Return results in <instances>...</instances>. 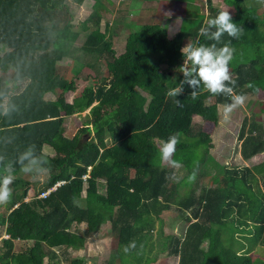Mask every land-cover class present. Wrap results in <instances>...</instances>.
Here are the masks:
<instances>
[{
	"label": "trees",
	"instance_id": "obj_1",
	"mask_svg": "<svg viewBox=\"0 0 264 264\" xmlns=\"http://www.w3.org/2000/svg\"><path fill=\"white\" fill-rule=\"evenodd\" d=\"M174 1L183 3V9L176 11L180 21L173 36L152 12L150 22L128 24L118 52L112 36L127 18L105 21L101 29L102 16L93 8L82 25L74 27L66 0H0V44L9 47L0 54V176L9 166L16 176L11 200L0 209V230L6 236L1 239L0 264H43L45 258L46 264H83L81 257L68 259L65 249L81 248L106 222L123 253L134 264L141 259L147 264L154 260L149 241L153 218L174 204L185 212L188 224L182 239L161 238L159 252L178 256V264H264V255L254 251L258 244L264 248V160L251 168L227 167L210 153L211 139L202 129L203 121L217 122V106L230 103V97L214 96L202 84L195 99L187 85L177 98L166 95L183 79L181 48L188 42L214 43L200 35V29L222 10H229L243 29L238 38L225 33L217 45L230 42L235 49L229 64L235 93L264 91V72L257 69L264 62V0L261 11L245 5L246 0H207V13L194 0ZM65 56L71 60L61 68ZM100 59L105 75L99 71ZM83 66L96 72V90L75 91L72 78L81 76ZM248 83L255 87H246ZM55 87L61 93L45 99ZM68 89L74 92L71 101L64 98ZM252 105L264 112V97ZM88 108L93 119L106 116V129L114 135L115 141L104 149L81 137L90 130L88 115L73 136L64 134V116ZM257 111L237 134L242 159L264 154ZM177 132L180 143L173 159L181 167L174 169L161 162L159 144ZM44 144L56 154L44 155ZM33 146L40 167L49 161L43 165L48 174L43 190L64 182L44 198L26 200L28 184L19 176L18 161ZM194 169L196 178L190 180ZM84 183L80 206L76 200L83 195ZM182 183L188 193L177 201ZM80 223L84 231L76 227ZM13 241L23 243L22 249H13Z\"/></svg>",
	"mask_w": 264,
	"mask_h": 264
},
{
	"label": "rangeland",
	"instance_id": "obj_2",
	"mask_svg": "<svg viewBox=\"0 0 264 264\" xmlns=\"http://www.w3.org/2000/svg\"><path fill=\"white\" fill-rule=\"evenodd\" d=\"M206 1L207 0H194V3L201 5L202 11L207 13ZM66 3L69 6V12L71 14L69 23L74 27H80L85 17L93 8H96L102 16L101 29H103L105 21H111L114 18H120L121 16L127 18L126 24L122 25L117 33L112 36V45L118 52L123 50L125 39L128 35V24L132 22H134L135 25L148 23L150 22V19H152L153 12L157 23L164 28L168 36L171 37L178 29V22L180 21V15H177L176 11H181L183 9V3H178L174 0H99L98 2L95 0H83L81 4L76 3L74 0H66ZM245 3V5L248 6H256L258 11H261L262 9L261 0H246ZM224 8L225 5H222V9ZM207 21L208 19L205 20V22ZM115 30H117V26H115L113 31ZM76 43H79V41ZM3 46L5 45L0 44V54L5 50H9V47ZM70 60L71 59L68 56H65L60 64L61 68H65ZM97 64L99 66V71L105 75L107 72L104 60L100 59ZM257 69L264 72V62H261L257 66ZM229 70L232 75V70ZM95 73L96 72L91 68L83 66L82 69H80L81 76L78 78H72L75 91H81L84 87H90L96 90L97 80ZM84 75H87L88 77L84 78ZM7 84L11 90L14 89L11 85V81ZM135 88L136 91L148 97L145 91L141 90V88ZM60 93L61 89L55 87L53 90L49 91L44 98L47 100H54ZM73 94L74 92L68 89L64 93L65 100L71 101ZM246 97L247 99L244 106L237 108L231 114L228 121H225L223 118V105H218L217 122H202V129L209 134L211 139L212 147L209 149L210 153L214 155L218 161L223 162V164L232 169H243V167L251 168L253 165L264 160V154L262 153L256 154L249 159H242L238 151V131L244 121H246V126L251 121L253 112L257 111V106H253L252 103H254L258 97H264V91H260L258 95L247 94ZM86 115L90 117L88 124L90 130L89 133H81V137L83 136L85 139L92 140L100 149L110 146L115 140L113 133L106 129V116L93 119L89 108L80 113L64 116V123L66 124V131L64 134L66 136H73L79 127L84 126L83 123L87 118ZM254 118L260 122V126L264 129V112L257 111V115H255ZM195 119L199 121L200 118L197 116ZM41 151L48 157H52L56 154V151L52 149L48 150L45 146L41 148ZM33 167L39 172V179L33 180L31 174L26 175L23 172L19 175L22 178V181L28 184L27 193L30 197L26 196L24 198L26 200L35 197L41 190H43L48 176L46 169L43 168V171H41V167L38 166L37 162L34 163ZM182 172L183 170H181V173ZM181 173L177 176H180ZM82 178L85 179L86 175H83ZM258 180L260 181L259 175ZM183 184L184 183L180 184L178 187V192L175 197V200L177 201L184 198L188 193V187ZM261 185L263 186L264 184L262 183ZM86 190L87 185L84 183V188L82 190L83 195L80 199L76 200V203L80 206L84 203L83 196ZM0 209H3L2 205H0ZM184 213V211L178 209V206L174 204L171 208L164 209L158 213L156 219L152 217L153 226L149 231V241L151 242L150 255L154 260H151L147 264H178V256L168 254L166 250L162 252L158 251V241L167 236L170 240H172V238H183L186 225L188 224ZM144 217L146 216L144 215L142 219H144ZM76 227H78L80 231L86 229L84 223H80ZM3 238H6V236L4 232L0 230V244L2 242L1 239ZM168 242L170 245V241ZM13 244V249L15 250L22 249L23 247V243L19 241H13ZM202 245L204 246L205 243ZM254 251H257L258 254L262 253V256L264 255V248L260 244L256 246ZM64 252L68 259L81 257L83 259V264H103L105 262H108L109 264H134L135 262L131 256L128 258L123 253L122 247L117 242L116 235L110 230L109 223L107 222L100 227L95 235L88 237L86 243L81 248L68 247ZM60 253H62V251H59V256H61ZM143 261L144 260L141 259L139 264H143ZM43 264H46V258L44 259ZM60 264L67 263L63 261Z\"/></svg>",
	"mask_w": 264,
	"mask_h": 264
},
{
	"label": "clouds",
	"instance_id": "obj_3",
	"mask_svg": "<svg viewBox=\"0 0 264 264\" xmlns=\"http://www.w3.org/2000/svg\"><path fill=\"white\" fill-rule=\"evenodd\" d=\"M242 31L243 29L238 28L237 24L233 22L229 10H222L214 18L209 19L206 26L201 27L200 35L206 37L210 41H214V43L197 46L188 42L181 48L180 51L184 58V62L179 68V72L183 74V79L179 86L169 89L166 95L168 97L177 98L184 93L185 85H187L188 88L191 89V96L195 99L198 95L197 90L202 84L203 88L214 96L224 95L230 97L231 102L223 106V118L225 121H228L231 114L237 108L244 106L247 97L244 94H236L234 91L236 81L232 78L229 64L233 59L235 49L229 46L230 42L224 43L222 47H217V45L222 43V37L225 33H227L229 37L238 38ZM246 87L254 88L255 86L252 83H248ZM255 90L258 91V89ZM175 103L177 106L181 105L179 99H175ZM179 143L180 133L177 132L171 134L167 140H161L159 144L161 162L174 169L181 167L180 163L173 159L176 146ZM33 148L34 146L22 153L18 162L21 165V172L26 175L31 174L32 179L37 180L39 179V172L33 167L34 163H36ZM45 164H49L48 159L41 162V171H43V165ZM6 172V175L0 176V205L7 204L11 200L13 193L11 186L16 179L11 166L6 169ZM196 175L197 169H194L189 179L195 180ZM57 182L63 183L64 180ZM55 184L47 189L41 190L35 198L46 197L47 195L44 197L39 195ZM53 190L54 189L49 192Z\"/></svg>",
	"mask_w": 264,
	"mask_h": 264
},
{
	"label": "built area",
	"instance_id": "obj_4",
	"mask_svg": "<svg viewBox=\"0 0 264 264\" xmlns=\"http://www.w3.org/2000/svg\"><path fill=\"white\" fill-rule=\"evenodd\" d=\"M59 183H61V182H57L53 187H51L50 189H48V190L45 191V192H42L39 196L44 197L45 195L48 194V192H49L50 190L54 189L55 186L58 185Z\"/></svg>",
	"mask_w": 264,
	"mask_h": 264
},
{
	"label": "crops",
	"instance_id": "obj_5",
	"mask_svg": "<svg viewBox=\"0 0 264 264\" xmlns=\"http://www.w3.org/2000/svg\"><path fill=\"white\" fill-rule=\"evenodd\" d=\"M3 47H6V45L5 46H3ZM5 51H7V50H5ZM69 137H71V136H69ZM43 146H45L48 150H50V149H52L53 150V148L51 147V146H49V145H47V144H44ZM42 146V147H43ZM39 166V165H38ZM40 167V166H39ZM29 197H30V195H28Z\"/></svg>",
	"mask_w": 264,
	"mask_h": 264
}]
</instances>
